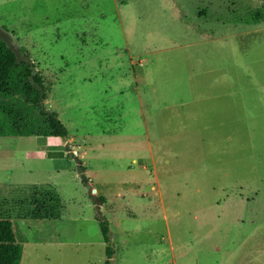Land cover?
I'll return each instance as SVG.
<instances>
[{
  "label": "rangeland",
  "instance_id": "374dc122",
  "mask_svg": "<svg viewBox=\"0 0 264 264\" xmlns=\"http://www.w3.org/2000/svg\"><path fill=\"white\" fill-rule=\"evenodd\" d=\"M0 29L66 130L0 136L19 264H104L95 216L110 264H264V0H0Z\"/></svg>",
  "mask_w": 264,
  "mask_h": 264
},
{
  "label": "trees",
  "instance_id": "16d2710c",
  "mask_svg": "<svg viewBox=\"0 0 264 264\" xmlns=\"http://www.w3.org/2000/svg\"><path fill=\"white\" fill-rule=\"evenodd\" d=\"M19 51L29 58L27 51L21 47ZM33 64L25 60L16 62L15 55L0 41V95L13 98L15 95L33 94L31 105L6 104L0 102V136H41L66 137V130L59 122L54 112L43 106L46 99V88L42 77L36 72L31 74ZM34 67V66H33ZM64 148L54 156H63ZM68 155V154H67ZM46 156L50 155L46 153ZM80 170L84 169L80 166ZM97 226L104 243V264H110L113 256L110 243L108 225L105 219L95 216ZM21 247L15 242L13 230L9 220H0V264H19Z\"/></svg>",
  "mask_w": 264,
  "mask_h": 264
},
{
  "label": "water",
  "instance_id": "95a60500",
  "mask_svg": "<svg viewBox=\"0 0 264 264\" xmlns=\"http://www.w3.org/2000/svg\"><path fill=\"white\" fill-rule=\"evenodd\" d=\"M0 41L3 42L5 47L15 55L16 62L18 60H25L26 62L31 64V61L29 60V58H26L19 51V47L12 40L11 35L2 29H0ZM34 73H35V68L33 66H31V74L30 75H33ZM64 151L66 154L70 155L71 157H74V153L70 151L67 143H64ZM79 176H80V179L83 183H87V178L85 177L84 173H80Z\"/></svg>",
  "mask_w": 264,
  "mask_h": 264
},
{
  "label": "crops",
  "instance_id": "0c3cea01",
  "mask_svg": "<svg viewBox=\"0 0 264 264\" xmlns=\"http://www.w3.org/2000/svg\"><path fill=\"white\" fill-rule=\"evenodd\" d=\"M46 138H51V137H46ZM52 138H56V137H52ZM47 141H48V139H47ZM57 145H58V143H55L54 145H49V146H57Z\"/></svg>",
  "mask_w": 264,
  "mask_h": 264
}]
</instances>
